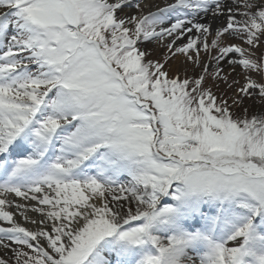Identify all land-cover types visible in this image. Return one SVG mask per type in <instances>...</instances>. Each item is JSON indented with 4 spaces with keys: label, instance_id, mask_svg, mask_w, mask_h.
<instances>
[{
    "label": "snow or ice",
    "instance_id": "1",
    "mask_svg": "<svg viewBox=\"0 0 264 264\" xmlns=\"http://www.w3.org/2000/svg\"><path fill=\"white\" fill-rule=\"evenodd\" d=\"M0 10V252L17 246L0 264H112L113 253L116 264H264V0H0ZM209 14L226 23L213 31L199 19ZM165 37L171 56L148 60L139 44ZM201 49L211 73L169 76L172 57L199 66ZM238 68L243 84L229 81ZM207 75L239 87L217 97ZM254 97L260 111L237 115Z\"/></svg>",
    "mask_w": 264,
    "mask_h": 264
},
{
    "label": "rangeland",
    "instance_id": "2",
    "mask_svg": "<svg viewBox=\"0 0 264 264\" xmlns=\"http://www.w3.org/2000/svg\"><path fill=\"white\" fill-rule=\"evenodd\" d=\"M174 0H166V3H173ZM143 3V1H142ZM126 11H131L132 14L131 15H135L137 10L136 9H125ZM2 11V10H0ZM239 11H243V8L241 7L239 9ZM119 14V13H118ZM242 17L237 15L236 19L240 20ZM213 31H215V28H212ZM158 42L162 41H157V40H152V41H147V42H143L141 44H139V47L146 51V52H150L151 55L147 57L148 60H152V61H159V62H163L166 56H171V53L167 51V49L165 48V46L159 47L157 49L156 44ZM187 41H182L177 43V46L186 44ZM227 43L229 44H240L242 47H247V45H244L242 43L241 40L238 39H234L229 37L227 39ZM264 50V38H262V42L260 44V46L255 50L256 51V55L259 56L260 52ZM201 58H202V63L198 66L196 64H193L191 61H187L186 57L182 54H177L176 56L172 57L171 60H169L168 64L165 66V69L169 72V76L170 77H174L177 74H179L181 79H184L186 77H198L199 75L202 74L203 72V66L205 64L208 65V73H211L215 68H216V63L214 60H211L209 58V53H205L202 49L200 52ZM212 55H215V52L212 53ZM193 56H195V53L193 52ZM176 58H180V62L179 63V68H176L174 71L170 70V62ZM221 67L224 69L225 72L229 71V64L228 62H226V60L224 62H222ZM184 68V69H183ZM241 70L238 68L236 70V72H233L230 76H229V81L233 80V79H240L241 84H243V78L242 77H238L237 73L240 72ZM257 80H259L258 76H255V74H252ZM218 85V86H217ZM205 87H211L212 91L214 94L217 95V97H220L222 95L226 96V97H231L233 95L234 89L239 87V85H233L232 89H229L227 87V85H225L223 82L220 81H215L213 80V78L211 77V75H207L206 77V81H205ZM243 107H248L249 108V113L248 115L251 116L252 114L257 113L258 111H260V109L262 108V105L260 103V101L258 100V98L254 97L251 100H245L244 104L241 106V109H234V111L236 112L237 115H240L242 112V108ZM17 247L16 245H13V248ZM24 251H30L28 249H23ZM9 251V257H11L12 255V248L8 250ZM192 254V253H190ZM8 259V258H5ZM11 264H16V260L13 258L11 259ZM116 264V262L114 263ZM198 264V261H197Z\"/></svg>",
    "mask_w": 264,
    "mask_h": 264
},
{
    "label": "bare ground",
    "instance_id": "3",
    "mask_svg": "<svg viewBox=\"0 0 264 264\" xmlns=\"http://www.w3.org/2000/svg\"><path fill=\"white\" fill-rule=\"evenodd\" d=\"M142 1H143V0H142ZM148 2L151 3V4H153V5H158L159 7H165V6L168 4V3H166V0H148ZM157 10H158V9H157V7H155V6L151 7L150 9H149V7H147V6H144V14H145V15H147V14L149 13V11L155 12V11H157ZM124 11H125L126 13H128V14H132L131 11H128V10H127V11L124 10ZM119 14H120V15H123L124 13H119ZM199 19H200V22H201V23H211L212 28H215V30H216L218 27H221L222 25H224V24L226 23V19H227V17H226V15H222V16H219V17L213 19V18L211 17V14H209L208 17H204V16L201 15V16L199 17ZM162 27H170V22H166L165 25H163ZM159 30H160V29L157 28V31H159ZM188 35L195 37V36H197L198 34L195 33V31H193V33H190V34H188ZM187 38H188V37L185 36L183 39L178 40V41H176V42L179 43V42H182V41H187ZM210 39H211V38H210ZM171 40H172V37H165V38L162 40V43H161V42H158V43L156 44L157 49H158L159 47H161V45H162V46L166 45V44L169 43ZM226 62H227V60H226ZM179 63H181V62H180V58H176V59L172 60V61L170 62V65H169V66H170V70H171V71H174L176 68H179ZM183 69H184V68H183ZM121 179L124 180V181H126V180H127V177H122ZM9 198L12 199V200L14 201V204H21V203H23V204H28V205H35V204H36L35 201H23V200H21L20 198H16V197H14V196H11V197H9ZM37 206H39V205H37ZM7 210L10 211V212H12V213L14 214V220H15L16 222L20 223L22 226H24V227H26V228H29V229H31V230H36V229H37L38 225H33V224H30V223H26V222L24 221L23 217L19 214V211H18L15 207H9V208H7ZM27 215L30 216V217L33 218V219H37V220L40 219V217H39V215H38L37 213H33V212H31V211H29V212L27 213ZM0 226L7 227L8 225H7V224H4V222L0 221ZM11 248H13V245H11V247H10L9 249H11ZM9 249H8V250H9ZM0 255H4V258H9V251L7 252L6 255H5L3 252H0ZM106 255H107L108 259H110V260L112 261V263H113L114 260H116V256H115L114 253H113V254H106Z\"/></svg>",
    "mask_w": 264,
    "mask_h": 264
}]
</instances>
